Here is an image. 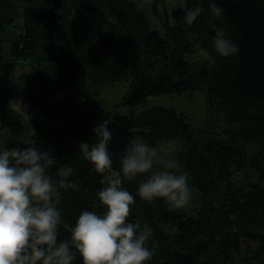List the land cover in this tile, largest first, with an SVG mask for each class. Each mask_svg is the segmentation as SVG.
<instances>
[{"label": "trees", "instance_id": "16d2710c", "mask_svg": "<svg viewBox=\"0 0 264 264\" xmlns=\"http://www.w3.org/2000/svg\"><path fill=\"white\" fill-rule=\"evenodd\" d=\"M184 2L168 9L152 0L149 16L138 0H0V138L51 150L53 170L74 167L78 187L62 190L60 238L82 209L103 210L100 174L78 149L96 141V123L110 121L114 168L132 137L156 150L174 145L168 158L189 172L195 208L140 198L150 173L126 184L136 196L128 219L151 228L148 264H264V0H217L221 17L209 0H187L204 8L191 25ZM219 30L236 53L216 52ZM124 83L112 106L95 96ZM193 93L205 102L197 123L176 107L145 105Z\"/></svg>", "mask_w": 264, "mask_h": 264}, {"label": "clouds", "instance_id": "9594fccd", "mask_svg": "<svg viewBox=\"0 0 264 264\" xmlns=\"http://www.w3.org/2000/svg\"><path fill=\"white\" fill-rule=\"evenodd\" d=\"M182 6L189 25L204 11L199 4L187 7V0ZM209 9L213 17L224 14L217 0H209ZM214 48L222 56L239 50L223 30L214 37ZM109 123L103 119L93 126L94 143L78 142L80 157L100 174L95 196L103 210L82 209L65 238H60V204L62 190L78 187L69 179L74 167L65 163L53 170L57 157L51 150L36 142L9 147L0 138V264H76L78 258L80 264H148L154 253L151 228L128 219L136 196L126 184L150 173L138 183L137 195L148 202L162 198L179 209L191 199L190 174L141 137L130 138L114 168Z\"/></svg>", "mask_w": 264, "mask_h": 264}, {"label": "rangeland", "instance_id": "374dc122", "mask_svg": "<svg viewBox=\"0 0 264 264\" xmlns=\"http://www.w3.org/2000/svg\"><path fill=\"white\" fill-rule=\"evenodd\" d=\"M141 6H144V11L149 15L153 16V9H152V0H138ZM168 9L175 6L178 0H164ZM161 2L158 3V9H161L160 6ZM128 86L127 83L118 84L111 87H105L100 92H95V96L102 100L103 103L106 105L112 106L114 103H117L121 97L124 95L125 91L127 90ZM167 105L176 107L177 109L183 110L187 112V114L192 116L194 123H197L205 110V102L204 97L200 93H193L191 95H158V96H150L148 97L145 105ZM123 108V107H122ZM18 110L23 111L22 108H18ZM175 146L171 145L165 149L157 150L158 155L162 157H168L170 153L173 151ZM191 199L190 201L183 207V208H195L198 204V196L195 191H191Z\"/></svg>", "mask_w": 264, "mask_h": 264}]
</instances>
